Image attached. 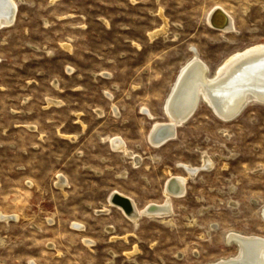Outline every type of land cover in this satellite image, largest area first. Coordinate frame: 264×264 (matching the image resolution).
I'll return each instance as SVG.
<instances>
[{"label": "rangeland", "instance_id": "rangeland-1", "mask_svg": "<svg viewBox=\"0 0 264 264\" xmlns=\"http://www.w3.org/2000/svg\"><path fill=\"white\" fill-rule=\"evenodd\" d=\"M14 1L0 30V264H208L239 253L229 233L264 237V104L223 122L201 102L160 148L148 116L168 122L193 49L214 70L264 43V0ZM219 7L237 33L209 25ZM205 153L215 164L173 199V217L136 227L110 207L115 192L140 209L164 203L168 180L187 177L180 165Z\"/></svg>", "mask_w": 264, "mask_h": 264}, {"label": "bare ground", "instance_id": "bare-ground-1", "mask_svg": "<svg viewBox=\"0 0 264 264\" xmlns=\"http://www.w3.org/2000/svg\"><path fill=\"white\" fill-rule=\"evenodd\" d=\"M17 7L14 0H0V30L14 24ZM208 23L224 34L238 32L233 17L220 7L210 12ZM163 32L164 29H161L152 36H158ZM201 102H204L223 122L235 120L236 118H233L252 102L264 104V43H257L234 52L214 70L201 58L198 50L193 49V56L183 67L163 103V110L169 118L168 122H159L150 111L148 112L149 118L154 121L149 135L150 143L155 148H160L168 141L174 140L178 129L195 116ZM48 103L57 106L61 104L53 100H49ZM104 140H108L116 150L122 151L133 160L135 166L143 160L136 153L129 151L121 138L107 137ZM202 164L198 167L181 164L187 177L172 176L168 180L164 190L165 201L162 204H150L140 209L131 200L132 198L115 192L109 200L110 207L117 208L136 227L143 217L163 220L173 217L175 215L173 199L185 198L188 194L189 180L212 169L215 162L205 153L202 156ZM67 184L66 177L60 175L58 188L64 190ZM109 211V209L102 210L103 213ZM11 217L15 216L4 218L8 221ZM226 237L230 246L233 244L239 248V253L208 264H264V237L248 236L238 232L229 233Z\"/></svg>", "mask_w": 264, "mask_h": 264}, {"label": "water", "instance_id": "water-1", "mask_svg": "<svg viewBox=\"0 0 264 264\" xmlns=\"http://www.w3.org/2000/svg\"><path fill=\"white\" fill-rule=\"evenodd\" d=\"M244 109H245V107L233 119L238 118L241 115V113L243 112Z\"/></svg>", "mask_w": 264, "mask_h": 264}]
</instances>
